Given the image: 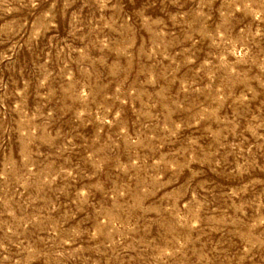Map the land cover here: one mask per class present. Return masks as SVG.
<instances>
[{
	"label": "rangeland",
	"instance_id": "obj_1",
	"mask_svg": "<svg viewBox=\"0 0 264 264\" xmlns=\"http://www.w3.org/2000/svg\"><path fill=\"white\" fill-rule=\"evenodd\" d=\"M0 264H264V0H0Z\"/></svg>",
	"mask_w": 264,
	"mask_h": 264
}]
</instances>
